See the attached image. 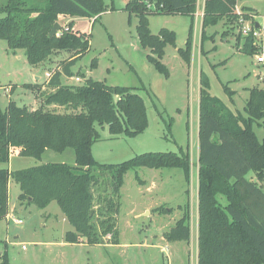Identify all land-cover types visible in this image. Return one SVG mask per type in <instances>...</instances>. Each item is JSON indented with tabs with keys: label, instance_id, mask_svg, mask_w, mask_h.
<instances>
[{
	"label": "trees",
	"instance_id": "16d2710c",
	"mask_svg": "<svg viewBox=\"0 0 264 264\" xmlns=\"http://www.w3.org/2000/svg\"><path fill=\"white\" fill-rule=\"evenodd\" d=\"M237 3L205 0L202 41L207 39L208 27L222 20L238 22ZM197 6L198 0H130L125 7L130 15L138 16L139 43L150 49L148 60L165 76H169L162 61L165 48L175 44L177 34L168 28L153 33L149 16L191 17L186 47L179 49L190 63ZM106 10L104 0H7L0 4V38L12 50L25 49L31 65L55 53H70L45 84L25 85L38 97L39 107L20 106L14 100L4 109L0 105V163H9L13 154L41 159L47 150L75 151V164L46 162L16 170L0 167V220L7 219L13 181L20 187L21 202L39 208L53 201L59 204L73 227L65 234L70 243H119V199L129 170L177 168L187 182L191 179L189 150L144 152L119 163L100 162L94 156L93 145L101 138L99 126L107 125L111 134L126 137L146 130L149 118L145 99L135 87L110 85L92 77L82 84L65 82L64 76H73L71 67L77 58L89 50L90 39L86 32L74 29V22L61 25L54 36L49 33L60 15L96 20ZM239 49L256 54L254 37L248 35ZM225 90L233 103L235 90L229 85ZM248 90L244 111L233 110L211 93L210 78L203 69L200 71L198 264H264V141L255 130V125L264 124V86ZM167 126L171 131L172 123ZM251 171L256 181L248 176ZM180 208L184 209L181 218L164 233L171 242L191 239L189 203ZM155 210L173 211L163 205ZM3 258V264H9L7 254Z\"/></svg>",
	"mask_w": 264,
	"mask_h": 264
},
{
	"label": "rangeland",
	"instance_id": "374dc122",
	"mask_svg": "<svg viewBox=\"0 0 264 264\" xmlns=\"http://www.w3.org/2000/svg\"><path fill=\"white\" fill-rule=\"evenodd\" d=\"M6 1L0 0V4ZM104 1L107 10L96 20L86 16H59L62 26L74 22V28L86 32L90 39L89 50L71 67L72 78L64 76L63 80L82 84L92 77L110 85L135 87L134 91L145 99L149 124L134 137L115 136L107 125L99 126L101 138L93 145V154L100 162L119 163L144 152L189 150L193 166L190 182L177 168L129 170L119 199V243L90 245L85 242L61 244L65 230L73 227L67 218L63 219L59 204L53 201L46 208H39L21 202L18 199L20 187L11 181L9 213L16 214L23 223L17 224L11 217L0 220V264H3L4 254L9 264H197L198 227L193 218L198 214V179L193 162L197 163L198 159L200 71L203 69L209 76L213 95L222 98L233 110L244 111L248 89L264 86V63L257 60L259 55H264V0H238L236 5L248 21L262 27L261 39L254 40L257 53L253 55L239 49L248 36L239 23L222 20L206 29L207 39L202 41L203 0H200L190 63L179 49L186 47L191 17L151 14L149 26L153 33L168 28L177 34L175 44H167L162 59L169 76L156 70L148 60L150 49L140 45L136 31L138 16L130 15L125 9L130 0ZM69 56L66 52L55 53L33 66L28 62L25 49L12 50L7 41L0 38L1 107L6 108L10 100L20 106L39 107L38 97L25 85L45 84L47 72L57 69L60 61ZM224 61L226 63L222 64ZM79 73L81 81H76ZM225 85L235 90L233 103ZM169 122L171 131L167 126ZM255 130L264 141V124L255 125ZM46 162L75 164V151L73 148L63 152L47 150L41 159L13 154L10 163H0V167L16 170ZM248 176L257 180L254 171ZM187 202L192 205L193 213L190 242L166 240L164 233L181 218L184 209L180 206L185 207ZM162 205L173 211L155 210Z\"/></svg>",
	"mask_w": 264,
	"mask_h": 264
},
{
	"label": "built area",
	"instance_id": "2783aa9c",
	"mask_svg": "<svg viewBox=\"0 0 264 264\" xmlns=\"http://www.w3.org/2000/svg\"><path fill=\"white\" fill-rule=\"evenodd\" d=\"M237 10V14L239 15L238 18V22L241 26H242V32L244 33V35H252L255 39H261L263 33H262V27L261 25L259 27H256V22L255 21H248L247 18L244 16V13L238 8ZM203 11L204 9H202V13L200 15L203 16ZM199 15L198 11L196 12V16ZM257 60L259 63H264V55H259L257 57ZM59 70V68L55 69H51L47 72V76H48V80L51 79V77L53 76L54 72ZM76 81H81V76L77 75L75 77ZM10 217L14 219L15 223L17 224H22L23 220L21 218H18L16 216V214H11L8 213V219L10 220Z\"/></svg>",
	"mask_w": 264,
	"mask_h": 264
},
{
	"label": "crops",
	"instance_id": "0c3cea01",
	"mask_svg": "<svg viewBox=\"0 0 264 264\" xmlns=\"http://www.w3.org/2000/svg\"><path fill=\"white\" fill-rule=\"evenodd\" d=\"M200 0H198V2H199ZM204 4H205V0H203V8H204ZM61 17H66V18H68L69 17V15H60ZM101 17V16H100ZM201 17H203V16H201ZM95 20V19H94ZM201 22H202V19H201ZM68 23V22H67ZM75 29V28H74ZM75 30H78V29H75ZM79 31H81V30H79ZM83 32V31H82ZM70 78H72V77H70ZM199 83H200V79H199ZM199 102H200V86H199ZM198 139H199V127H198ZM197 156H198V159H197V163L196 162H193L194 163V165H195V167L197 168V179H198V171H199V140H198V149H197ZM10 160H11V157H10ZM9 163H10V161H9ZM191 163H192V161H191ZM5 167V166H4ZM193 167V166H192ZM191 173H192V169H191ZM198 202V201H197ZM189 203V202H188ZM190 206V226H191V221H192V217H193V213H192V205L190 204L189 205ZM65 215H64V217H63V219L65 220ZM7 219H8V217H7ZM194 220H195V223H196V225H197V227H198V232H199V212H198V214H197V217L195 218H193ZM9 220V219H8ZM69 230H71V229H69ZM69 230H65V232H64V234H63V236H62V240H61V244H78V243H70V242H67L66 240H65V234H66V232L67 231H69ZM191 231H192V229H191ZM190 242V241H189ZM79 243H84V242H79ZM103 244H112V243H103ZM197 264H198V259H197Z\"/></svg>",
	"mask_w": 264,
	"mask_h": 264
},
{
	"label": "water",
	"instance_id": "95a60500",
	"mask_svg": "<svg viewBox=\"0 0 264 264\" xmlns=\"http://www.w3.org/2000/svg\"><path fill=\"white\" fill-rule=\"evenodd\" d=\"M260 24L259 23H256V27H259ZM61 28V24L59 22H56L52 28V30L50 31L49 33V36H54L58 33V31L60 30Z\"/></svg>",
	"mask_w": 264,
	"mask_h": 264
}]
</instances>
